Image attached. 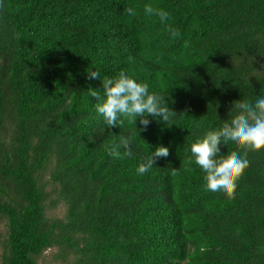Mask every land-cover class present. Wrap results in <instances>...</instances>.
<instances>
[{
	"label": "trees",
	"instance_id": "obj_1",
	"mask_svg": "<svg viewBox=\"0 0 264 264\" xmlns=\"http://www.w3.org/2000/svg\"><path fill=\"white\" fill-rule=\"evenodd\" d=\"M121 71L165 97L171 122L105 127L88 91ZM261 91L264 0H0L2 264L55 247L75 264H264V151L231 197L189 163L190 145ZM122 136L132 155L113 159ZM160 146L168 156L138 175ZM51 193L63 219L47 216Z\"/></svg>",
	"mask_w": 264,
	"mask_h": 264
},
{
	"label": "clouds",
	"instance_id": "obj_2",
	"mask_svg": "<svg viewBox=\"0 0 264 264\" xmlns=\"http://www.w3.org/2000/svg\"><path fill=\"white\" fill-rule=\"evenodd\" d=\"M128 15H135L133 8L126 9ZM146 15H156L161 23L169 20V13L165 10H155L151 5L144 7ZM172 38L179 32L168 27ZM90 76L100 79L97 72H91ZM101 91L89 89L90 97L96 98L95 110L102 117L105 127H122L125 120L140 123L147 126L151 116L153 119L163 122H171V116L175 114L165 106V97L158 93L150 92L149 85L139 82L136 78L121 71L115 77L102 78ZM234 112L230 113V119L223 121L222 125L214 130H208L198 137L190 145L189 163H194L203 173L206 189L213 194L231 197L236 190L237 182L245 174L250 166L249 152L264 151V91L255 95L254 99L244 103H234ZM131 136H122L118 144H114L109 155L113 159L121 158L120 149L131 156ZM234 149L230 154H222V148ZM169 149L164 146L156 148L142 158L136 168L138 175L149 172L156 160L167 157Z\"/></svg>",
	"mask_w": 264,
	"mask_h": 264
},
{
	"label": "rangeland",
	"instance_id": "obj_3",
	"mask_svg": "<svg viewBox=\"0 0 264 264\" xmlns=\"http://www.w3.org/2000/svg\"><path fill=\"white\" fill-rule=\"evenodd\" d=\"M8 130L5 131L6 134H9ZM44 179L46 181H49V176L46 175ZM52 188L53 187L51 186L48 187L47 191H52ZM56 198L57 195L55 193H51L49 195V200L46 206L47 216L53 219L55 218L63 219L66 214L67 208L63 203H59L56 206H51L52 201L56 200ZM7 235H8V222L5 218L0 216V264H2V256L4 251L2 243L3 241L5 242ZM75 262H76L75 256H71L68 261L63 262L59 257V248L57 247L48 249L42 254V256L38 258L39 264H75Z\"/></svg>",
	"mask_w": 264,
	"mask_h": 264
}]
</instances>
